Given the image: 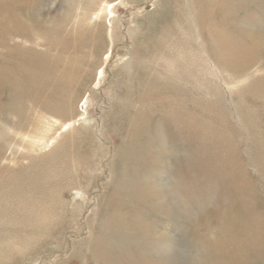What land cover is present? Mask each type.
<instances>
[{"label":"rangeland","instance_id":"374dc122","mask_svg":"<svg viewBox=\"0 0 264 264\" xmlns=\"http://www.w3.org/2000/svg\"><path fill=\"white\" fill-rule=\"evenodd\" d=\"M29 30L83 68L13 149L0 89V264H264V0H0Z\"/></svg>","mask_w":264,"mask_h":264},{"label":"bare ground","instance_id":"6f19581e","mask_svg":"<svg viewBox=\"0 0 264 264\" xmlns=\"http://www.w3.org/2000/svg\"><path fill=\"white\" fill-rule=\"evenodd\" d=\"M10 8L12 9L11 6L10 7L7 6L5 8V11L12 12L13 9L10 11ZM14 13L15 12L13 11L12 14ZM14 16L15 15L11 16L13 21L16 19L14 18ZM32 19H33V16H32ZM32 19H29V20L32 22V24H34ZM24 27L29 29V27L26 24ZM4 28H5L4 33L5 32L10 33L8 31L10 30L9 28L7 27H4ZM2 31H3V28H2ZM54 32H56V30L52 32L50 31L48 35L52 36ZM32 35H33V32L29 30L28 36H27L28 37L27 40L29 42H26V43L24 41L19 43L18 41H15L14 39L13 40L7 39V42H6L7 48H5L6 50L4 52L0 53V89L4 88L7 90L8 89L12 90V96L14 99L13 100L14 102H11V104L8 106V109L13 114V117H12V121L8 123L9 125L8 138L10 140H7V142H9L8 146L10 147L12 146V149H13V146L19 143L15 139V136L17 134L24 133L22 135L24 138L25 136H27V134H25V131L29 130L30 128L31 130L30 132H27L28 134L34 131L33 121H34V110L35 109L42 110L47 115L50 114L51 108L49 104H50L51 99L53 100V97L51 96L54 90L51 86H48L47 81L52 79L53 76H55L56 78H61L59 80L60 81L59 85L63 87L65 83L68 84L71 81V76L77 74L75 77H78L80 73L79 69L82 70L83 68L82 66L83 61L79 57L80 56L79 54L81 53V47H79L80 44H78L79 45L78 47H76L74 44L73 46L75 47L68 46L66 42L67 39L62 42L63 48L62 47L61 48L63 51H66V52L70 51L71 59H66V58L64 59L66 61L64 74H62L59 77L51 73L47 69L46 66L42 65V64L47 63L44 57H41L39 59L38 63H41V64H38V63L36 64V59H35L36 52H34L32 48L27 47L25 45V44L31 43L33 39ZM85 40L86 38H83L85 46H89L91 44L90 42L91 39L90 41L89 40L85 41ZM57 63L58 62L56 61L52 65L57 67ZM75 77L73 80L77 81ZM25 99L28 100L27 104L23 102ZM11 133L14 135L13 137L10 138ZM12 138H14L16 142ZM8 146L7 147L0 146V158L2 157V159L11 161V159L15 158V155L13 154L14 152H9L11 150H9ZM4 148H8V150H3Z\"/></svg>","mask_w":264,"mask_h":264}]
</instances>
